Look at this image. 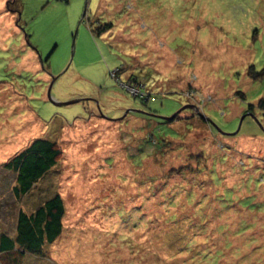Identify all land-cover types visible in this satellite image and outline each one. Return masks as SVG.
Wrapping results in <instances>:
<instances>
[{
	"label": "rangeland",
	"instance_id": "1",
	"mask_svg": "<svg viewBox=\"0 0 264 264\" xmlns=\"http://www.w3.org/2000/svg\"><path fill=\"white\" fill-rule=\"evenodd\" d=\"M16 1L0 0L1 230L65 206L23 264H264V114H242L264 97V0ZM37 138L62 155L19 202L3 165Z\"/></svg>",
	"mask_w": 264,
	"mask_h": 264
},
{
	"label": "trees",
	"instance_id": "2",
	"mask_svg": "<svg viewBox=\"0 0 264 264\" xmlns=\"http://www.w3.org/2000/svg\"><path fill=\"white\" fill-rule=\"evenodd\" d=\"M12 4L14 11L19 15L17 1L12 0ZM19 21L18 17L17 26ZM110 27L108 24L100 31L105 32ZM250 68V76H252V66ZM237 95L244 96L242 92H237ZM255 108L264 114V97L258 100L255 107L253 104L247 105L242 114L254 115ZM61 155L54 141L37 138L25 150L4 164L3 169L14 175V184L11 188L13 198L20 202L29 195L32 189L53 170ZM64 216V202L58 194L44 200L29 214L19 211L15 219L14 235H9L0 227V264H23L27 255L41 256L45 247L54 243L62 233Z\"/></svg>",
	"mask_w": 264,
	"mask_h": 264
},
{
	"label": "flooded vegetation",
	"instance_id": "3",
	"mask_svg": "<svg viewBox=\"0 0 264 264\" xmlns=\"http://www.w3.org/2000/svg\"><path fill=\"white\" fill-rule=\"evenodd\" d=\"M125 111H126V110H125ZM127 112H128V113H127L126 116L123 115L124 118L122 117V119H121V117H119V119H120V120L125 119V118L128 116V114H132V113L136 114V113L138 112V109H137V108H136V109H132V108H131V109L127 110ZM99 114L101 115L102 113L99 112ZM102 115H103V114H102ZM102 115H101V116H102ZM102 117L106 118L107 116L103 115ZM106 119H108V118H106ZM109 120H117V119H109Z\"/></svg>",
	"mask_w": 264,
	"mask_h": 264
},
{
	"label": "water",
	"instance_id": "4",
	"mask_svg": "<svg viewBox=\"0 0 264 264\" xmlns=\"http://www.w3.org/2000/svg\"><path fill=\"white\" fill-rule=\"evenodd\" d=\"M74 40H75V35H74V37H73V47H74ZM53 81V80H52ZM74 102V101H73ZM73 102H67V103H59V104H61V105H69V104H71V103H73ZM58 103V102H57ZM162 118V117H161ZM164 120L165 119H167V118H163ZM238 131H239V128H238V130L236 131V132H234L233 134H231V135H236L237 133H238Z\"/></svg>",
	"mask_w": 264,
	"mask_h": 264
}]
</instances>
